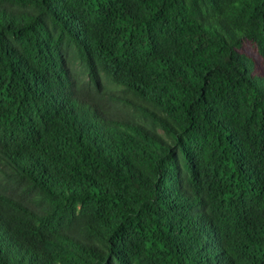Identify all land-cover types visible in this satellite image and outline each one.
<instances>
[{
  "label": "trees",
  "instance_id": "1",
  "mask_svg": "<svg viewBox=\"0 0 264 264\" xmlns=\"http://www.w3.org/2000/svg\"><path fill=\"white\" fill-rule=\"evenodd\" d=\"M0 264H264V0H0Z\"/></svg>",
  "mask_w": 264,
  "mask_h": 264
},
{
  "label": "rangeland",
  "instance_id": "2",
  "mask_svg": "<svg viewBox=\"0 0 264 264\" xmlns=\"http://www.w3.org/2000/svg\"><path fill=\"white\" fill-rule=\"evenodd\" d=\"M118 87L122 88L123 86L118 85ZM122 94L128 98L137 99V96L134 93L127 91V90L123 92Z\"/></svg>",
  "mask_w": 264,
  "mask_h": 264
}]
</instances>
